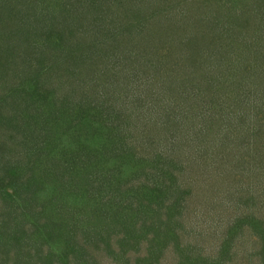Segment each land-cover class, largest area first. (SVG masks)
<instances>
[{
  "label": "trees",
  "instance_id": "trees-1",
  "mask_svg": "<svg viewBox=\"0 0 264 264\" xmlns=\"http://www.w3.org/2000/svg\"><path fill=\"white\" fill-rule=\"evenodd\" d=\"M68 46L75 52L63 58ZM128 98L137 115L156 107V124L176 127L175 155L189 130L173 113L191 111L203 139L225 119L231 171L208 161L198 139L190 155L205 153L201 177L155 185L161 157L142 137L140 148L128 140ZM199 184L194 201L205 191L201 201L216 197L226 212L211 264H264V0H0V264H100L96 252L120 260L111 242L124 254L148 232L158 250L181 243L189 264L198 236L183 220L197 214L184 210Z\"/></svg>",
  "mask_w": 264,
  "mask_h": 264
},
{
  "label": "rangeland",
  "instance_id": "rangeland-1",
  "mask_svg": "<svg viewBox=\"0 0 264 264\" xmlns=\"http://www.w3.org/2000/svg\"><path fill=\"white\" fill-rule=\"evenodd\" d=\"M44 13L40 12L39 16L45 17ZM61 21H62L61 24H64L66 20L64 17H62ZM44 23H46V21H36L35 19L31 20L32 26H37V25L43 26ZM49 24L57 25L58 28L61 27V29H62V26H59V23H57V21L55 19L53 20V23L50 22ZM21 25H22V23H21ZM51 28H53V27L51 26ZM54 28H56V27L54 26ZM81 41H82V38L80 36H77L75 39H73L72 42L71 41H68V42L70 45H75V46L79 47L81 45ZM72 52H75V50L72 49V47L68 46L67 48H64L62 50V55L64 56L63 58H66L65 56H67L68 54H70ZM75 62L78 63L79 60L75 59ZM50 63L53 64L52 62H50ZM47 64H48V62H47ZM65 66H69L70 69H73V67H74L70 61H68ZM66 89H67V87H66ZM99 89H100V92H104V89L101 86ZM120 97H123V94H121ZM131 101H132L131 98H128V101H126V99H125V103H124V107H123V111L128 116L127 132H130V131L133 132L132 133L133 138L131 137L128 140L130 142L132 141L134 144L136 142L133 141V139L137 140L138 141L137 147L140 148L141 147L140 146V140H142V139H140V137H142L144 140H147L145 143L146 148L144 150H147L148 153L153 154V155H156V153L158 155L160 154L161 158H160L158 163L156 162V164L159 168V173L161 174L162 177L161 176L158 177L159 178L158 183H155L153 181L155 185L159 184V187H160L163 185L162 181L167 179L168 181H170L172 183L179 181L180 182L179 184L181 186V185H183V183L185 182V180L187 178H193V176H194V175H192L193 173L196 174V176H195L196 178L201 177V176L197 175V168L199 166L197 162L200 161V155L201 154L204 155L205 153H200L199 151H197V154L195 153L193 155H190L191 154L190 151L191 150L194 151L193 147L196 146L195 143H197L198 139H202L204 141L203 143H201L202 141H199L197 143L198 147L206 146V148H208L207 153H206V158L208 159V161L213 162L214 164H216V166L218 165L219 167H223V168L231 171L230 170V165H231L230 162H232V160L229 157L231 155L232 156L237 155V152L234 149L235 146H234L233 142L229 141V143H227L225 145H221V140H220L219 136L222 135L221 133H223V131H222V128H219V126L221 127V125H225L227 123V121L225 119H223L225 122L223 121L219 124V121H218L217 124L212 125L214 127V130L211 132L212 135L211 134L209 135L207 130H204V133H206V134L204 135V139H203L202 129H199L201 127V122L199 121L200 123H198L197 125H195L194 123H191V121L194 120V118L193 119L191 118L192 117L191 111L187 112V114H188L187 117H189V118H185V117L181 116L180 114H179V117H177L176 112L173 113V117L175 119H178L180 121V124H181V121H183V123L185 122L187 127H188V130H189V133L187 135L188 136V139H187L188 142L186 144H184L181 151L179 150L180 152L176 153V155H175V154H173V151L169 150L170 147L173 148L172 147L173 136H172V138H170L169 134H172L170 132L171 130H173V133H174V131L176 130V127L172 128L171 130H167L169 127H167V129H162L161 128L162 126L157 125L156 122L160 123V119H159V117H160L159 113L160 112L157 111L156 107L153 108V110H149L150 108H147V105L141 106V109L139 110L141 112V114L137 115L134 112ZM181 101H183V100H181ZM174 107L175 106H173V109H174ZM165 111H166V109H165ZM201 115L202 114H200V116ZM136 116H139V117H136ZM146 119L149 121L146 122L147 121ZM142 122H144V123H142ZM161 123H163V122H161ZM218 124H219V126H218ZM236 124H239V123H236ZM144 128H146L143 131L144 133L142 134V132H141L142 135L139 136L137 130H143ZM149 128L152 129L151 133L146 132V131H149ZM235 128L236 127L232 126L233 130ZM231 134H232V132H231ZM239 136L241 138L240 132H239V134H237V136L234 137L235 141L237 140V138ZM240 143L242 144L243 142H240ZM235 144H236V148L240 152V147H238L237 143H235ZM227 154H229V155H227ZM224 159H225V162H224ZM220 163H222V164H220ZM160 169H161V171H160ZM118 173H119V170L114 171V177L115 178L118 175ZM148 174H149V180L152 176L155 175V173L152 171H148ZM109 176H110V174H109ZM102 180L106 181V178L105 179H99L98 178L97 181L99 183H101L100 181H102ZM98 182H96V184H98ZM201 182H203V183H200L203 186H209V184L213 183L212 181H208L207 179L202 180ZM228 182H230L229 179H228ZM103 184H107V183L105 182ZM122 184H123V186H126V183H122ZM200 184L198 185V187L196 186L197 187L196 190L195 189L193 190V195L190 194L191 200H193V203L192 202L186 203L188 206L186 209L184 208L185 209L184 214L186 216H188V218H189V213H190V217L194 218V217H192V215H193V212H195V214H197V219L193 222H190L189 219H188V221L183 220L184 222L183 221L182 222H183V224L186 225L187 231L189 230V232H191L194 229H196V235L198 236L197 240H196V248L194 250H191V256H192L191 257V259H192L191 263L192 264H211V261L214 260L215 256L218 253L217 249L220 247L218 245L219 240H220L219 237L222 235V233L224 232V230L226 228V225L224 224L225 223L224 221L226 220V216H224V218H223V215L226 212H222L223 211L222 208L219 209L221 211H218V208L215 209L213 202H214V199H216V197L209 199V200L206 199L204 202H202L201 201L202 198L205 197V195H204L206 193L205 191L203 193H201V195L199 196L200 197L199 198L200 203L194 201L196 199L195 193H197L198 189H200ZM189 209H191V211L187 212ZM152 219H154V218H152ZM148 223H150V222H148ZM219 230H220V232H219ZM191 236H192V234H191ZM179 241H183L185 243L183 238L179 239ZM191 242L189 240L186 243H188L189 246H192ZM166 245L167 246H165V247L162 246L158 250L157 248L159 246L155 242V237L153 236L152 232H148L146 237L144 239L140 240L138 245H136V246L134 245L133 248H130L124 254H123L122 250L119 251L120 247L115 240L113 242H111V246L115 250L116 257L120 258L122 256V258L120 260L116 259L112 255H108V254L106 255L105 253H102V252H96L95 254H92L93 257H91V258H93L96 261L98 260L100 262V264H186L187 263L186 261L182 260V258L180 257V254L175 250L176 249L175 246L177 245L176 242H173L171 240ZM180 245H181V243H180ZM180 245H177L176 247H178ZM248 246H249L248 249L249 248L252 249L251 245L248 244ZM159 252H162V254L160 253L161 258L159 259V261H156L160 257V256H156ZM199 259H201V261H199ZM191 263H189V264H191ZM257 263H259V261L257 259L252 261V264H257ZM229 264H234V262H229ZM238 264H240V263H238Z\"/></svg>",
  "mask_w": 264,
  "mask_h": 264
}]
</instances>
